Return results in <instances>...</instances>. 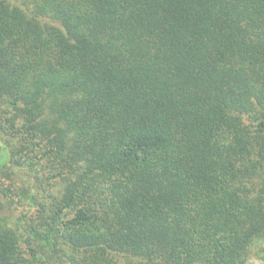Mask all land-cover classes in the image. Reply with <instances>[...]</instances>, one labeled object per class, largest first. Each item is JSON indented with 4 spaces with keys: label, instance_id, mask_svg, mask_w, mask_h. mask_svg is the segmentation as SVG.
Segmentation results:
<instances>
[{
    "label": "trees",
    "instance_id": "trees-1",
    "mask_svg": "<svg viewBox=\"0 0 264 264\" xmlns=\"http://www.w3.org/2000/svg\"><path fill=\"white\" fill-rule=\"evenodd\" d=\"M263 252L264 0H0V264Z\"/></svg>",
    "mask_w": 264,
    "mask_h": 264
},
{
    "label": "rangeland",
    "instance_id": "rangeland-1",
    "mask_svg": "<svg viewBox=\"0 0 264 264\" xmlns=\"http://www.w3.org/2000/svg\"><path fill=\"white\" fill-rule=\"evenodd\" d=\"M263 257V258H261ZM247 264H264V252L261 255L254 253L248 260Z\"/></svg>",
    "mask_w": 264,
    "mask_h": 264
}]
</instances>
